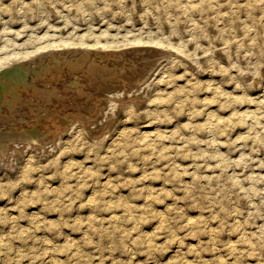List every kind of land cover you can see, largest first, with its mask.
Segmentation results:
<instances>
[{
  "label": "rangeland",
  "instance_id": "rangeland-1",
  "mask_svg": "<svg viewBox=\"0 0 264 264\" xmlns=\"http://www.w3.org/2000/svg\"><path fill=\"white\" fill-rule=\"evenodd\" d=\"M49 108L0 155V264H264V0H0V123Z\"/></svg>",
  "mask_w": 264,
  "mask_h": 264
},
{
  "label": "bare ground",
  "instance_id": "bare-ground-1",
  "mask_svg": "<svg viewBox=\"0 0 264 264\" xmlns=\"http://www.w3.org/2000/svg\"><path fill=\"white\" fill-rule=\"evenodd\" d=\"M172 3V2H171ZM174 4V3H173ZM184 10V9H183ZM159 11V10H158ZM161 16V15H160ZM151 41V40H150ZM142 44V43H141ZM50 45H52V44H50ZM80 49V48H79ZM82 49V48H81ZM90 49H92V48H90ZM45 50H47V49H45ZM148 50V49H147ZM43 51V50H42ZM159 51V50H158ZM74 52H76V51H74ZM83 52V51H82ZM154 52V51H153ZM45 53H47V52H45ZM54 53V52H53ZM49 54V53H48ZM73 54H75V53H73ZM155 54H158L157 53V51L155 52ZM41 55V54H40ZM62 55V54H61ZM96 55V54H95ZM145 55V54H144ZM154 55V54H153ZM159 55V54H158ZM53 56V55H52ZM58 56V55H57ZM68 56V55H67ZM134 56V55H133ZM149 56V55H148ZM36 57V56H35ZM34 57V58H35ZM40 57V56H39ZM61 57V56H60ZM65 57V56H64ZM81 57V56H80ZM88 57V56H87ZM152 57V56H151ZM77 57L75 56V55H73L72 56V59H76ZM79 58V57H78ZM98 58V57H97ZM147 58V57H146ZM153 58V57H152ZM43 59H44V57H43ZM156 59V58H155ZM49 60H51V59H49ZM54 60V59H53ZM59 60H60V58H59ZM64 60V59H63ZM77 60H79V59H77ZM91 60V59H90ZM34 61V60H33ZM52 61V60H51ZM71 61V60H70ZM82 61V60H81ZM98 61V60H97ZM148 61V60H147ZM151 61V60H150ZM152 61H153V59H152ZM45 62V61H44ZM99 62H101V61H99ZM98 62V63H99ZM154 62V61H153ZM39 63V62H38ZM59 63V62H58ZM148 63V62H147ZM36 64V63H35ZM61 64H63V63H61ZM70 64V63H69ZM73 64V63H72ZM76 64V63H75ZM79 64V63H78ZM81 64V63H80ZM85 64H87V67H83L82 68V70L81 71H79V72H74L73 74H71L70 76H72L71 77V80L69 81V84H74V85H76V84H79V83H81L80 81H77V80H79V79H84V80H88V79H90L91 80V76H92V72H93V74H95V75H97L96 74V71L97 70H100V73H101V76L103 77V74H105V71L104 70H101V66H94V64L90 61V62H87V63H85ZM146 64V63H145ZM43 65V64H42ZM45 65V64H44ZM148 65H150L149 63H148ZM65 66V65H64ZM121 66V65H120ZM147 66V65H146ZM154 65H152V66H149V67H151L150 69L152 70V67H153ZM24 67H25V65H24ZM39 67V66H38ZM48 67V66H47ZM63 67V66H62ZM111 67V66H110ZM31 68V67H30ZM51 68V67H50ZM103 68V67H102ZM120 68V67H119ZM70 69V68H69ZM143 69V68H142ZM38 70V69H37ZM56 70V69H55ZM61 70V69H60ZM59 70V71H60ZM145 70V69H144ZM26 71V70H25ZM101 71H104V72H101ZM117 71V70H116ZM132 71V70H131ZM143 71V70H142ZM147 71H149L150 72V70L148 69V70H146V73H147ZM42 72V71H41ZM58 72V71H57ZM68 72V71H67ZM139 72V71H138ZM16 73V72H15ZM18 73V72H17ZM55 73V72H54ZM62 73V72H61ZM141 73V72H140ZM139 73V74H140ZM58 74V73H57ZM88 74H90V75H88ZM131 74V73H130ZM143 74V73H142ZM141 74V75H142ZM22 75V74H21ZM34 75V74H33ZM36 75H37V73H36ZM47 75V74H46ZM48 75H52L51 73L50 74H48ZM47 75V76H48ZM100 75V74H99ZM108 75H109V73H108ZM107 75V76H108ZM112 75H114L115 77H118L117 75H115V73H113L112 72ZM111 74L109 75V78L111 77V78H113V76H112ZM140 75V76H141ZM144 75V74H143ZM23 76H25L24 74H23ZM31 76V75H30ZM38 76V75H37ZM56 76V75H55ZM58 76V75H57ZM62 76V75H61ZM65 76V75H64ZM122 76H124L123 75V73H122ZM146 76V75H145ZM6 77V76H5ZM36 77V76H35ZM63 77V76H62ZM102 77H101V79H102ZM136 76H134V78H135ZM7 78V77H6ZM45 78H47V77H45ZM54 78V77H53ZM73 78V79H72ZM76 78H79V79H77L76 80ZM108 78V77H107ZM127 78V77H126ZM142 78V77H141ZM59 79V78H58ZM114 79V78H113ZM129 79V78H128ZM136 79V78H135ZM138 79V78H137ZM19 80V79H18ZM26 80V79H25ZM30 80V79H29ZM35 80V79H34ZM44 80V79H43ZM47 80V79H46ZM54 80V79H53ZM57 80V79H56ZM64 80V79H63ZM103 80V79H102ZM125 80H127V79H125ZM129 80H134V79H129ZM3 81V80H2ZM21 81V80H20ZM131 81V82H132ZM4 82H5V79H4ZM15 82V81H14ZM45 82V81H44ZM54 82H56L57 83V81H54ZM59 82V81H58ZM62 82V81H61ZM64 82V81H63ZM66 82V81H65ZM90 82V81H89ZM86 83L87 85L85 86L89 91H86V92H88V93H90L91 95H92V98L94 97V99H95V101L94 102H92V103H88L89 104V106L87 107V108H85V106L84 107H81V108H83L84 110H85V112L88 114V115H93V114H95L96 113V110H98L99 109V107H100V105H102L101 104V101L98 99V96L100 97V99L101 98H103L104 97V94L103 93H101V92H98L102 87H101V85H100V83H98V81L96 82V84H93L92 82H90V83ZM103 82L104 83H106V81H104L103 80ZM129 82V81H128ZM136 82V81H135ZM3 83V82H2ZM35 83H37V82H35ZM68 83V82H67ZM104 83H103V85H104ZM8 84V83H7ZM21 84H23V83H21ZM60 83H58V85H59ZM66 84V83H65ZM83 84V83H82ZM28 85V84H27ZM27 85H25V83H24V86H27ZM44 85H45V83H44ZM48 85V86H47ZM120 85H121V83H120ZM18 86H19V84H18ZM29 87H38L37 85H32L31 83L28 85ZM69 86V85H68ZM108 86V85H107ZM22 87V86H21ZM97 87V88H96ZM32 88V89H33ZM76 88V87H75ZM74 88V89H75ZM85 88V89H86ZM20 90V89H19ZM23 90V89H22ZM36 90H39L40 92H41V94H43V95H48V94H50V93H53L54 95H55V97L56 98H59V96L55 93V88L50 84V82H46V86H43V87H39V88H36ZM76 90V89H75ZM29 91V90H28ZM59 91V90H58ZM58 91H57V93H58ZM19 92V91H18ZM24 92V91H23ZM22 92V93H23ZM32 92V91H31ZM76 92L79 94V96H83V98L82 99H84V100H86V101H88L89 99H88V95H87V93H85L84 91H80V90H76ZM29 93V92H28ZM72 93V92H71ZM95 93H98V95H96ZM5 94V93H4ZM8 94V93H7ZM21 94V93H20ZM25 94V93H24ZM103 94V95H102ZM74 95V94H73ZM109 95V94H108ZM111 95H113V94H111ZM31 96V95H30ZM85 96V97H84ZM107 95H105V97H106ZM118 96V95H117ZM110 97V96H109ZM11 98H12V96H11ZM33 98V97H32ZM31 98V99H32ZM45 98V97H44ZM113 98V97H112ZM115 98V97H114ZM113 98V99H114ZM118 98V97H117ZM69 99H72V98H69ZM80 99H81V97H80ZM116 99V98H115ZM120 99H121V97H120ZM62 100H63V98H62ZM68 100V99H67ZM76 100V99H75ZM105 101H106V99H104ZM135 101H136V99H134ZM40 101V100H39ZM83 101V100H82ZM93 101V100H92ZM108 101V100H107ZM113 101V100H112ZM15 102V101H14ZM64 102V101H63ZM45 103V102H44ZM73 103V102H72ZM78 103V102H77ZM81 104H83V103H81ZM17 105V104H16ZM18 105H20V104H18ZM22 105V104H21ZM61 105V104H60ZM63 105V104H62ZM69 105V104H68ZM23 106V105H22ZM50 106H52L51 104H50ZM66 106V105H65ZM5 107V106H4ZM43 107V106H42ZM74 107V106H73ZM78 107V106H77ZM20 108V107H19ZM40 108H41V106H40ZM55 108V107H54ZM56 108H58V107H56ZM5 109V108H4ZM67 109V108H66ZM22 110V109H21ZM6 111V110H5ZM76 111V110H75ZM77 111H80V110H77ZM99 111V110H98ZM41 112V111H40ZM251 112V111H250ZM63 113V112H62ZM61 114V113H60ZM50 115H54L53 116V122L54 123H52L53 124V127H51L52 128V130L51 131H49L48 130V128H49V125H47V124H42V126H41V128H42V130L41 129H38L36 126L38 125V124H40V123H43L44 122V120L45 119H47ZM66 116H67V118H73V117H76V116H79L77 113H75V112H73V111H68L67 113H66ZM81 116V115H80ZM62 117V116H61ZM83 117V116H82ZM84 117H86L87 118V115H85ZM4 118H5V116H4ZM21 118V117H20ZM58 118V119H57ZM23 119V118H22ZM77 119V118H76ZM89 119V118H88ZM110 119V118H109ZM83 119H81V117H78V121H80V123H81V121H82ZM19 121V120H18ZM22 121V120H21ZM18 122V127H16V128H12V127H14L15 125H14V123L12 122V123H9L10 125H9V128L6 130H4L3 129V125L0 123V151H3V153H6L7 152V150H8V147H10V146H12V149L13 150H20L19 149V147H18V144L17 143H19V142H21V143H25V142H27L28 144H30V145H38V144H41V143H45L44 141L46 140V139H48V138H51V137H55L56 136V134H57V130H60L61 129V127H60V122H62V121H68V119L67 120H64V119H62V118H59L58 116H57V112L56 111H53V109H44V112H43V114H35V115H33V116H31V118L29 119V120H27V121H24L23 120V122ZM107 121V120H106ZM16 122V121H15ZM109 122V121H108ZM46 123H48V121L46 122ZM84 123V122H83ZM66 125H67V122H66ZM39 127V126H38ZM63 127V126H62ZM50 129V128H49ZM63 129H64V127H63ZM41 130V131H40ZM119 131V130H118ZM98 132V131H97ZM119 132H121V131H119ZM60 133V132H59ZM53 139V138H52ZM42 145V144H41ZM38 147V146H37ZM42 147V146H41ZM9 152V151H8ZM21 152V151H20ZM22 153V152H21ZM211 236V235H210ZM231 242V241H230ZM251 242V241H250ZM228 244V243H227ZM226 244V245H227ZM230 244V243H229ZM232 244H233V242H232ZM251 245V244H250ZM224 246H225V244H224ZM227 248L229 247V246H226ZM231 247V246H230ZM216 248V247H215ZM234 248V247H233ZM213 250H215V249H213ZM229 252H231L230 250H229ZM216 254H217V252H215ZM219 254V253H218ZM214 255V254H213ZM224 256V255H223ZM218 259H220V257L218 258ZM227 262H229V261H227ZM219 263V262H218ZM221 263V262H220ZM219 263V264H220ZM232 264V263H231Z\"/></svg>",
  "mask_w": 264,
  "mask_h": 264
},
{
  "label": "water",
  "instance_id": "water-1",
  "mask_svg": "<svg viewBox=\"0 0 264 264\" xmlns=\"http://www.w3.org/2000/svg\"><path fill=\"white\" fill-rule=\"evenodd\" d=\"M159 54H161L159 60H160L162 57L165 56V53H164V52H161V53H159ZM147 76H148V75H146V76H144L143 78H141L140 80H138V81H136V82H132V83H134V84H140V83L144 82V80L146 79ZM106 89H108V87H107V86H104V87H102L100 90L103 91V90H106ZM5 154H6V153H3V151H0V155H1V156H4Z\"/></svg>",
  "mask_w": 264,
  "mask_h": 264
}]
</instances>
